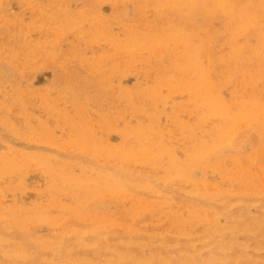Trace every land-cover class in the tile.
Listing matches in <instances>:
<instances>
[{
    "label": "rangeland",
    "instance_id": "obj_1",
    "mask_svg": "<svg viewBox=\"0 0 264 264\" xmlns=\"http://www.w3.org/2000/svg\"><path fill=\"white\" fill-rule=\"evenodd\" d=\"M263 23L0 0V264H264Z\"/></svg>",
    "mask_w": 264,
    "mask_h": 264
},
{
    "label": "bare ground",
    "instance_id": "obj_2",
    "mask_svg": "<svg viewBox=\"0 0 264 264\" xmlns=\"http://www.w3.org/2000/svg\"><path fill=\"white\" fill-rule=\"evenodd\" d=\"M221 1H222V0H221ZM262 27H263V28L261 29V31H262V34H261V35H262L263 40H264V23H263ZM218 248H219V247H218ZM222 248H223V247H222ZM179 253H180V251H179Z\"/></svg>",
    "mask_w": 264,
    "mask_h": 264
}]
</instances>
